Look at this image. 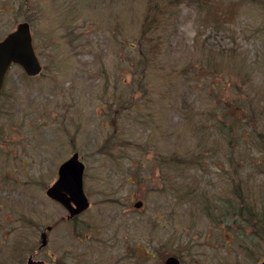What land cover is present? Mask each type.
<instances>
[{
    "label": "rangeland",
    "instance_id": "obj_1",
    "mask_svg": "<svg viewBox=\"0 0 264 264\" xmlns=\"http://www.w3.org/2000/svg\"><path fill=\"white\" fill-rule=\"evenodd\" d=\"M187 1H173L177 15L161 28L158 12L152 26L158 37L148 38L142 22L158 0H0V40L27 22L43 68L31 79L13 66L6 77L15 98L4 102L0 119V264H25L39 243L37 231L52 223L47 246L54 264H155L169 247L183 264H256L264 253V227H247L248 238L238 237L235 228L220 224L218 209L233 194L225 160L235 150L251 163L242 166L254 187L245 195L264 201V171L251 169L259 153V140L250 139L256 121H242L256 108L252 116L264 126V0H212L209 13ZM208 50L217 70L191 72ZM143 53L157 60L145 71ZM209 79L218 82L222 91L216 87L215 96L229 106L248 95L231 107L239 122L225 147L213 130L195 131L218 115ZM173 149L184 165L175 173L176 186L168 187L160 183L157 161L160 150ZM73 152L84 164L90 203L75 225L84 232L59 222L61 207L44 195ZM199 190L216 197L209 212L218 223L199 210ZM91 228L94 235L85 238ZM116 232L117 239L126 235L138 243L129 248L132 255L118 247ZM38 253L36 259L50 262Z\"/></svg>",
    "mask_w": 264,
    "mask_h": 264
},
{
    "label": "trees",
    "instance_id": "obj_2",
    "mask_svg": "<svg viewBox=\"0 0 264 264\" xmlns=\"http://www.w3.org/2000/svg\"><path fill=\"white\" fill-rule=\"evenodd\" d=\"M173 1L174 0H158V2H155L154 5L151 6L150 10L146 11L144 20L142 22L143 36L145 35L146 37L150 38L151 34L153 33L151 38L158 37V35L156 36L154 35V33L157 32L158 29L152 28V26H154L153 21L156 19L158 12L160 13V14L158 13V17L159 15L161 16V21L160 22L158 21V23H160V28L162 27L163 24H167L165 20L168 17L177 15V13H175V8L173 7ZM186 3L190 5H192V3L195 4L196 9L200 10V8H202L205 13H209L214 7L212 0H189ZM210 4L212 6H210ZM140 38H142V36ZM160 41H163V36L161 35H160ZM162 46L163 44L160 45V49L162 48ZM211 52L212 51H209V50L207 52L204 51V57L202 56L200 58L201 62H199L197 65L195 63H192V66L189 67V69L190 68L192 69L191 72L195 74V72L198 71V68H203V70H208L211 73H213V71H216L217 63H215V61L213 60L215 56H213ZM202 62H204V64H202ZM162 63L163 61H160V66ZM156 64H157L156 56L150 57L149 55L147 56L146 54H144L143 62H141L140 68L142 69V71H145L143 67H152V66H155ZM187 68H185V70ZM207 73L208 72H204V75ZM217 79H219V77ZM208 82L212 83V85L210 86L211 90L208 95L210 96L213 94L215 96L216 87L218 88V93L221 95L220 91H222V88L219 87L218 82L213 81V79H209ZM226 83H228V79H226ZM247 96L248 95L246 94L242 96L243 98H240L238 103L236 99H234V101L231 103L230 106H229V101H226V99L224 103V99H223L224 97L217 98L216 96L215 97L210 96L212 109H215V110L218 109V112L215 114H218L219 116L215 115L216 117L215 121H213L214 120V117H213L212 125L208 124L205 126L202 125V127L198 126L197 127L198 130H196L195 128V131H197L199 135H202L208 130H211V131L213 130L214 133H216V135L219 136L218 143L221 144L223 142V147H225L224 141H226V137H228V142L231 143L230 136L236 129L235 123L239 122L237 112L234 113V115H232L231 107L232 106L238 107L240 103L241 104L244 103L246 101L245 99ZM212 109H211V112H213ZM255 110L256 108L253 109V112ZM253 112L250 113L249 111H246L245 113H248V118L242 119V121L244 120L243 124H245V122H247L249 118H251L252 122L256 121L255 123L256 128H254L255 126H253L254 130L251 134V137L247 132L246 133H247V136L249 135L251 140H255V141L256 139L259 140V149H258L259 153H258V156L254 158L255 166L254 167L252 166L251 169L256 170L257 172H260L261 170L264 171V126L259 127L257 125V124L261 125L260 118H254V116H252ZM226 118H228L229 120ZM208 120L209 118L207 116V121ZM227 120L228 122H225ZM225 129L226 131L227 130L229 131V133H227L228 135L224 134L226 132ZM260 143H263V144H260ZM230 147L231 146L229 145L228 147L229 151H230ZM202 152L203 151H201L200 153ZM199 155H197V157ZM248 159L249 158L247 156V153L242 152V155H241L239 151L235 150V153L233 154H231L230 152L228 161L225 160V163L226 164L228 163V176H229L228 185H229V189L233 192L231 197L229 196L230 200L228 201L226 205L227 211L225 210V212H227L230 219L234 220L233 223H230L229 229L230 227L237 228L234 230L230 229L232 232H239L240 230H244L245 228H247V226L255 228L258 224L264 227V213H262L263 211L261 208L262 205L264 208L263 196L262 195H260V197L252 196L250 198L248 195L247 196L245 195L247 190H251V188H254L252 186L253 182H250L248 180L249 179L248 177L251 174V172L246 173L242 169V166L246 165V163L249 162L247 161ZM258 163L260 165L256 166ZM249 164L251 163L249 162ZM247 181L248 183H250L249 186H248ZM183 185L184 184H181L180 186H183ZM247 187L249 188L247 189ZM197 196L202 197V199L204 200L203 203L198 204L199 210H202V211L205 210L207 212L206 218L212 221V219H214L215 217L213 213L211 214L209 211L211 209L213 202L215 201V198L208 197L207 195L202 193V190H199V192L197 193ZM256 198L258 200H256ZM218 209H221V216H224L223 205L218 206ZM218 217L220 216L218 215ZM242 218H244L245 221Z\"/></svg>",
    "mask_w": 264,
    "mask_h": 264
},
{
    "label": "flooded vegetation",
    "instance_id": "obj_3",
    "mask_svg": "<svg viewBox=\"0 0 264 264\" xmlns=\"http://www.w3.org/2000/svg\"><path fill=\"white\" fill-rule=\"evenodd\" d=\"M42 70H43V68H42V65H41V71ZM40 74H41V72L38 75L32 77L31 79H34V78L39 77ZM13 94H14V92L13 91H10L8 89V86L6 85V81H5L4 82V86H3V88H2V90L0 92V119L2 118V114H4V111H5V109H4V102H6V101L7 102L12 101L13 102V100H11L12 98H15V95H13ZM6 108L9 109L8 103L6 105ZM3 121H5V120H3ZM0 122L2 124V121L1 120H0ZM20 124H21V121L19 122L18 126ZM9 127H10V123L6 127L5 132L9 130ZM18 130H19V132L16 133V135H15V141L16 142H19V139L21 137V131H20L21 130V126H20V129L18 127L15 132H17ZM0 132H1V128H0ZM5 132H4V134H5ZM165 156H170V157H166L165 158ZM181 156L182 155L180 154V152L177 151V150H175V149H173L170 153H167V154L162 153V150H160V156H159L160 159H158L157 162H159V167H160L159 175H160V183L161 184H165V185L167 184L168 187H170V186H173L174 187V185H175L174 183L177 182V181H179L178 180L179 177L175 176V173H177L180 170V168L184 165L183 162L181 161ZM192 160H194V159H192ZM226 181H227V179H226ZM44 192H45V190H44ZM83 192L85 194L84 188H83ZM227 194H228V192L224 193V196L221 197L222 204H223V198H225V196ZM85 196H86V194H85ZM66 197L67 198L69 197L68 194H66ZM86 198H87V196H86ZM47 200H49V199H47ZM87 200H88V198H87ZM224 204L227 205V202L225 200H224ZM57 205L59 207H61V210L63 212V214L59 218V222H62L63 224H65L67 227H69L71 229H73L75 227V230L77 232H84L85 231V228L84 227L78 228L75 225H76V223L79 220H81V216L85 213V211L87 209L84 210V211H81V210L78 211V208H77V206L75 205L74 202H70L68 204L69 207H63V206L59 205L58 203H57ZM89 205H90V203H89V200H88V206ZM141 205H142V201L138 200V201H136L134 203L133 207L136 208V209H138V208L141 207ZM223 210H224V216H222V218L220 220V224L223 223L225 225V228H226V231H227V228H229L228 226H230L229 224L230 223H233L234 220L233 219H230L229 216H228V214H227V212H225V210L227 211V208L226 207H224ZM228 219H230V220L228 221ZM242 219L244 220V218H242ZM212 221H214L216 223L219 222L216 219H212ZM29 226L31 228V231L35 232L34 235H33L34 238H35V236H36V229H35L36 228V224L32 220H29ZM54 226H55L54 223H52V224L45 225L43 228L42 227L39 228V230L37 231V232H39V234H38L39 243H38V245L34 249H32L29 252V255H27L24 263H26V260L28 258H32V259L38 260V259L35 258V256H37L39 254L38 252H40V250H41V252L43 251L44 256L46 255L48 257V259L50 258V262H47V261H44V260H41V261H43L46 264H54V260L51 261L52 260L51 259L52 253H49V256H48L49 250H48V246H47L48 245V242H49V240H48L49 233L53 230ZM222 227H223V225H222ZM235 229H237V228H235ZM244 230H240L239 232H236V233H237V236L238 237L243 236L244 239H247L249 235L243 233ZM93 235H94L93 228H91L89 230V232L86 233L85 238H88L89 239ZM225 236L228 237L227 234ZM78 239H79V241H78L79 243L82 242V244H84L83 238L78 237ZM115 240L118 243L121 244L118 247H121V248L123 247L124 255L126 253H128L129 255H132V250L129 251V248H131L132 246L134 248V247L137 246L136 244H138L137 242H133V238L131 236H129L127 238L126 235H124L123 238L117 239V232L115 233L114 241ZM227 241H225L226 244H227ZM244 251H246L245 248H244ZM43 253H41V254H43ZM145 253H147V252H145ZM147 255H151L152 257H154V255L151 254V253H147ZM133 257H137L136 254H133ZM169 257L176 258L178 260V264H183L182 258L179 256L178 250L172 251V247L167 248V250L161 249L160 250V258H156L155 264H164L165 263V260L167 258H169ZM263 260H264V253H261L260 255H258V258H255L254 259V261L256 262V264H260Z\"/></svg>",
    "mask_w": 264,
    "mask_h": 264
},
{
    "label": "water",
    "instance_id": "obj_4",
    "mask_svg": "<svg viewBox=\"0 0 264 264\" xmlns=\"http://www.w3.org/2000/svg\"><path fill=\"white\" fill-rule=\"evenodd\" d=\"M12 64L20 65L27 75H35L40 71V65L32 48L29 25L26 22L17 24L15 29L0 41V91L5 74ZM82 173L83 164L78 160L77 154H73L59 166L58 179L47 189L46 194L65 207H69V201H72L78 211L85 209L88 202L82 192ZM64 193L69 197H65ZM26 264L45 263L28 258ZM164 264H178V260L169 257ZM260 264H264V261Z\"/></svg>",
    "mask_w": 264,
    "mask_h": 264
}]
</instances>
